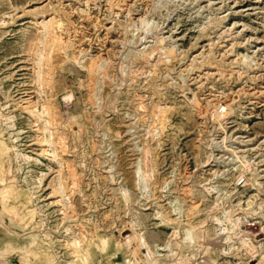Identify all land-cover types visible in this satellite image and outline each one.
<instances>
[{
    "label": "rangeland",
    "instance_id": "obj_1",
    "mask_svg": "<svg viewBox=\"0 0 264 264\" xmlns=\"http://www.w3.org/2000/svg\"><path fill=\"white\" fill-rule=\"evenodd\" d=\"M0 264H264V0H0Z\"/></svg>",
    "mask_w": 264,
    "mask_h": 264
},
{
    "label": "bare ground",
    "instance_id": "obj_2",
    "mask_svg": "<svg viewBox=\"0 0 264 264\" xmlns=\"http://www.w3.org/2000/svg\"><path fill=\"white\" fill-rule=\"evenodd\" d=\"M54 30V29H53ZM52 37V36H51ZM61 41V40H60ZM34 111V110H33Z\"/></svg>",
    "mask_w": 264,
    "mask_h": 264
}]
</instances>
